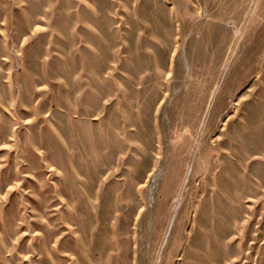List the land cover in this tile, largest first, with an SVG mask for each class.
I'll list each match as a JSON object with an SVG mask.
<instances>
[{
  "label": "rangeland",
  "instance_id": "obj_1",
  "mask_svg": "<svg viewBox=\"0 0 264 264\" xmlns=\"http://www.w3.org/2000/svg\"><path fill=\"white\" fill-rule=\"evenodd\" d=\"M0 264H264V0H0Z\"/></svg>",
  "mask_w": 264,
  "mask_h": 264
},
{
  "label": "bare ground",
  "instance_id": "obj_2",
  "mask_svg": "<svg viewBox=\"0 0 264 264\" xmlns=\"http://www.w3.org/2000/svg\"><path fill=\"white\" fill-rule=\"evenodd\" d=\"M206 174V173H205Z\"/></svg>",
  "mask_w": 264,
  "mask_h": 264
}]
</instances>
